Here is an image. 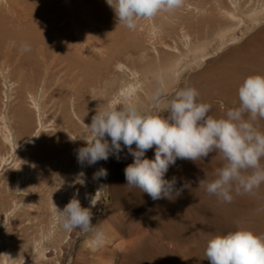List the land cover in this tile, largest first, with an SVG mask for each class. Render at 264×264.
<instances>
[{"label":"bare ground","instance_id":"obj_1","mask_svg":"<svg viewBox=\"0 0 264 264\" xmlns=\"http://www.w3.org/2000/svg\"><path fill=\"white\" fill-rule=\"evenodd\" d=\"M213 4L211 9L206 3H186L183 9L176 10L210 18V29L219 30L216 35L219 51L227 45L240 43L247 32L264 20V9L254 11L247 17L250 24L244 26L242 32L236 16V11L241 9L240 5L234 2L225 7L221 0H215ZM7 20L15 28L13 31H5L4 23ZM170 23V17L160 13L152 20H140L136 30H129L118 25L115 13L106 0H0V79L5 85L3 95L6 103L12 97L14 86L11 78L14 73L18 83L24 84L27 78H36L39 64L45 68L44 82L58 85L60 93L63 92L68 77L82 79L92 74L94 79L103 83L102 89H97L85 79L82 85L85 96L70 94L68 105L71 120L62 125L61 129L58 125L49 126L54 132H58L51 145L52 154L47 160L31 164L32 173L17 172L8 176L5 184H0V264H62L64 259L72 264H91L87 255L97 248L94 250L88 243L84 246L86 252L80 250L72 262L70 257H64L62 246L67 236L79 228L71 232L61 230L56 219V206L62 210L77 192L81 205L89 206V200L85 198L86 194L93 193L88 179L89 166L79 165L74 153L77 148L85 146L81 138L96 109H104L109 105L121 106L125 103L122 95L125 93L142 113H155L157 110L151 96L157 87L158 77L165 79L168 89L166 96L171 97L184 73L199 69L217 54L210 50L206 41L200 43L197 35L184 29L178 39L184 50L174 41L173 47L168 45L167 39H171L173 33L165 25ZM23 44H28L30 51H21ZM161 56H167V59L162 62ZM128 62L134 63L139 69L129 71ZM126 72L130 74V80H122L116 89H112L118 82L114 76ZM208 73L209 71L198 74L193 77L192 82H197L198 86H207L212 81L224 80V77H210ZM3 107L6 108L7 104ZM215 107L214 112L222 109L221 106ZM162 111L159 110L158 113ZM32 113L36 117L35 128L20 146L32 148L46 138L47 129L42 117V105L37 97L27 93L23 101L11 108V114L0 115V143L11 153L16 146L10 115L17 116L19 124L29 130ZM89 137L91 138L90 133ZM71 138L77 140L73 141ZM107 139L110 143V138ZM154 155L155 147L145 153L149 159H154ZM6 156L7 154L0 160V169L7 165L9 158ZM133 159L132 156H127L124 160L132 163ZM49 164L59 167L56 185L50 183L47 175H43ZM177 164L176 161L175 165L170 166L167 173L189 171ZM93 167L98 169V163ZM119 171L115 167L111 171L113 214L124 198V184L118 175ZM81 172L85 173L86 186L77 183ZM98 187L99 183L96 184L95 193ZM21 192L36 193L39 197L29 206L16 197V193ZM100 204L99 192L97 206L92 209L94 214ZM113 220V215L105 217L101 227L97 229L105 234V243L99 247V252H107L108 245L114 244L113 252L122 254L125 259L132 252L134 240L129 234L121 235L113 225ZM2 228L4 231H1ZM139 234L136 243L138 248H142L145 232L140 229ZM123 263L127 264L126 261Z\"/></svg>","mask_w":264,"mask_h":264},{"label":"rangeland","instance_id":"obj_2","mask_svg":"<svg viewBox=\"0 0 264 264\" xmlns=\"http://www.w3.org/2000/svg\"><path fill=\"white\" fill-rule=\"evenodd\" d=\"M221 1L225 7L230 6L234 2L241 6V9L236 11V16L241 24L239 30L242 32L244 31L243 27L250 24L247 17L254 11H259L261 8L264 9V0ZM200 2L206 3L209 8L213 9L215 0H183V5L180 8L183 9L186 3L197 4ZM164 14L170 17L171 22L170 25H165V27L173 33L171 39H167L168 45L173 47L174 44L172 42L174 41L180 49L184 50L178 42L181 30L184 29L193 35H197L200 43L206 41L210 50L217 53L199 69L184 73L181 80L177 83L175 91L173 90L171 93V97L166 96V99L170 100L177 90L189 86L199 91L198 102H205L211 105L208 115L220 118L226 114L229 108L238 107V89L244 79L250 75H264V20L254 27L252 31L247 32L240 43L227 45L222 51H219V43L216 40L219 30L210 29V18L189 14L183 10H175L172 13ZM4 27L7 32L15 29L9 20L5 21ZM183 52L186 53V51ZM166 59L167 56H161L160 61L163 62ZM152 60L154 59L152 58ZM127 69L132 71V69H139V67L132 62H128ZM208 71L210 77L217 79L224 77L225 82L224 80H216L207 86H198L197 82H192L193 77ZM44 74L45 68L39 64L36 68V78L33 80L27 78L23 82L24 84H19L14 73L11 78L14 89L11 92L12 97L8 99L9 103L5 102L3 95L6 91L5 85L0 79V115L11 114V108L23 101L27 97V93H31L37 97L42 105V117L47 127L46 138L41 143L32 148H20L23 141L34 130L36 117L33 113L31 114L29 119L30 129L25 130L19 124V118L10 115L16 147L11 153L8 148H4L0 143V160L5 154H7L6 158H9L7 165L0 169V184H5L8 176H12L17 172L26 171L32 173L31 164L38 160H47L50 157L52 154L51 145L58 131L54 132L49 126L51 124L53 126L58 125L59 129H61L62 125L69 123L71 115L68 99L70 94L76 97L78 95L85 96L82 89L85 79V81L89 80L92 82L97 89H102L103 87V83H100L97 78L94 79L92 74L88 73L91 75L83 77V80L81 77L72 79L68 77L63 92L60 93L59 89H57L58 85L44 82ZM88 74L86 73V75ZM26 75L28 76V74ZM129 75L126 72L123 75L114 76L118 82L112 89H116L122 80L126 82L130 80L128 78ZM4 104H7L6 108L3 107ZM215 106H221L222 109L219 112H214ZM158 114L167 115L164 110ZM71 126L74 125L71 124ZM255 126L261 132H264V120H258ZM74 130L76 131V129ZM133 148L135 149V145H133ZM75 155L76 151L74 158H76ZM119 156V160H117L115 155H110L107 161L98 162V169L106 168L108 170L106 179L93 180V173L98 169L89 166L88 179L91 184L92 195L95 193L97 183H99L98 188L101 187L99 191L101 204L94 214L93 225L98 229L101 227L105 217L113 215V225L120 231L121 235H130L132 240H134V247L132 252L125 256V259L122 254L113 252L114 244L108 245L109 250L105 253L99 252L100 248L98 247L92 254L87 255V260L91 264H124V261L127 264H210V261L205 258V250L208 241L214 236L224 235L239 229L251 230L257 235L264 236V183H261L258 188H254L251 193L241 191L240 194L235 192V185H233L231 192L233 200L231 203L222 202L215 195H209L205 188L198 187L199 180L204 178V170L209 173V179H214V170L223 164V161L216 156L215 152L210 153L207 158L197 162L177 159V165L182 168L186 167L189 171L183 170L180 174L167 173L165 178L170 180L175 176L177 178V189L185 184L188 187H184L182 193L178 197H174L173 200L165 198L156 201H153L151 197L146 193H142L139 189L129 190L125 187L124 169L130 163L124 159L131 155L128 154L127 148H124ZM261 164L264 165V160L261 161ZM46 167L49 171L47 172L46 169L43 175L49 177L51 184H58L59 167L54 164H49ZM114 167L120 169V174L118 175H120L119 177H121L124 184V198L122 204L118 206L113 214L114 202L110 187L111 171ZM32 177L33 175L31 174L30 179ZM16 197L26 205L32 206L39 196L36 193L21 192L16 193ZM3 228L1 231H4ZM140 229L145 232L142 248H138L136 243V238L140 236ZM93 238L94 233H85L80 229L75 233H69L62 246L64 257H70L72 262L80 250L86 252L84 250L85 243H88L89 246L92 245L91 241ZM99 254L101 256H98ZM62 264L72 263H67L66 259H64Z\"/></svg>","mask_w":264,"mask_h":264},{"label":"clouds","instance_id":"obj_3","mask_svg":"<svg viewBox=\"0 0 264 264\" xmlns=\"http://www.w3.org/2000/svg\"><path fill=\"white\" fill-rule=\"evenodd\" d=\"M106 3L115 13L118 25L136 30L140 20L172 13L182 7L183 0H106ZM21 51H30V46L23 44ZM167 92L165 79L158 77L151 96L155 113H142L125 93H122L125 103L121 106L97 108L81 138L85 146L76 150L78 164L94 166L99 161H107L110 155L119 160L120 152L127 148L134 159L124 169L125 187L139 189L153 201L173 200L188 187L185 184L177 189L175 176L170 180L165 178L177 159L197 162L213 152L223 164L214 170V179H209V173L204 170V178L198 182V187L205 188L209 195L231 203L233 185L240 194L241 191L251 193L264 183L261 164L264 132L255 126L258 120H264V75L246 77L238 89L239 106L229 108L220 118L208 115L211 105L198 102L200 93L194 87L177 90L170 100L166 99ZM159 110L167 115L158 114ZM153 147L154 159L146 158L145 153ZM107 176L108 170L100 168L92 178L99 181ZM77 183L86 186L85 173L79 174ZM100 188L95 195L86 194L88 207L81 205L78 192L62 210L56 206L61 230L71 232L79 228L85 233H94L91 241L94 250L105 243L104 232L93 225L92 209L97 206ZM205 258L210 264H264V236L247 229L214 236L207 243Z\"/></svg>","mask_w":264,"mask_h":264}]
</instances>
